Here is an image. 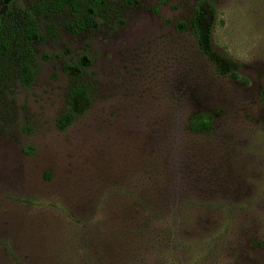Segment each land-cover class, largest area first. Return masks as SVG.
<instances>
[{
	"label": "rangeland",
	"instance_id": "374dc122",
	"mask_svg": "<svg viewBox=\"0 0 264 264\" xmlns=\"http://www.w3.org/2000/svg\"><path fill=\"white\" fill-rule=\"evenodd\" d=\"M75 1L0 0V264H264V0Z\"/></svg>",
	"mask_w": 264,
	"mask_h": 264
},
{
	"label": "trees",
	"instance_id": "16d2710c",
	"mask_svg": "<svg viewBox=\"0 0 264 264\" xmlns=\"http://www.w3.org/2000/svg\"><path fill=\"white\" fill-rule=\"evenodd\" d=\"M63 1H67L68 4H70L73 9L77 6L75 0H55V2L49 4L47 8L49 10L56 11L61 7ZM99 1L100 0H91L90 6L98 4ZM206 3H207L206 6H203L202 3H199L198 5L195 6L193 14L189 21V27L191 33L193 34L198 44L200 51L203 52L210 59V61L212 62V64L214 65L215 69L218 72H224L223 71L224 69L219 65L217 56L214 54L210 45V38H209L210 24H208L207 18L209 19L213 18L214 11L211 3L210 2H206ZM38 9L41 8L32 7V8L24 9L22 12L23 24L21 27L20 36L22 38V41L24 42V51H23L24 53L17 63V71H18L19 79L24 85L28 84L32 77V69L30 68L29 65L30 49L28 47V43L34 40L35 38H38V35L36 33V26L31 18V13L36 12ZM77 26L79 28H82L83 22L79 21L77 23ZM2 28H3V23L0 16V52H5L7 51V47L6 44L2 41V36H1ZM83 59L86 60L85 57H83L80 58V60H78L76 64L73 65L65 64L62 66V69L67 73L73 75H79L81 72L80 65L83 63ZM86 105H87L86 90L81 84H77V83L74 84L68 93L69 111L64 115H62L58 125L64 126L65 124H67L70 121L71 117L75 115L78 108L80 109L77 112L83 111ZM206 125L207 123L202 121L201 116L196 115L190 121L189 127L191 130L195 131L202 129V126H206Z\"/></svg>",
	"mask_w": 264,
	"mask_h": 264
}]
</instances>
